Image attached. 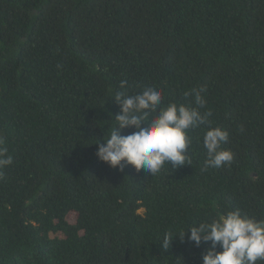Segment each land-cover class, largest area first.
<instances>
[{"label": "trees", "instance_id": "16d2710c", "mask_svg": "<svg viewBox=\"0 0 264 264\" xmlns=\"http://www.w3.org/2000/svg\"><path fill=\"white\" fill-rule=\"evenodd\" d=\"M149 86L161 106L204 88L212 113L189 130L191 164L154 176L96 155L115 94ZM216 126L234 158L205 169ZM0 140V264H203L211 242L188 227L264 220V0H0Z\"/></svg>", "mask_w": 264, "mask_h": 264}, {"label": "clouds", "instance_id": "9594fccd", "mask_svg": "<svg viewBox=\"0 0 264 264\" xmlns=\"http://www.w3.org/2000/svg\"><path fill=\"white\" fill-rule=\"evenodd\" d=\"M127 86L121 80L120 87ZM204 88L185 93L194 100L189 104L170 102L161 106L162 90L157 86L145 87L142 92L125 96L117 92L114 96L121 111L116 114V125L104 138V143L97 142V157L111 167L121 171L126 164H131L137 171L156 175L165 164L178 168L191 164L188 160L191 137L189 130L208 122L211 111L201 112L205 101L201 95ZM155 114V115H152ZM149 116L151 118L149 119ZM143 122V125H142ZM127 127L136 131L121 135ZM229 139V133L222 127H209L203 135V146L207 152L205 169L219 168L230 164L234 154L222 148ZM0 140V168L10 165L13 158L8 154ZM187 150V151H186ZM190 228L188 237L198 246L201 241L211 242L203 256V264H257L264 261V220L242 215L239 210H231L218 215L211 222H202ZM183 235H179L181 239ZM173 236H163L162 247L168 249ZM219 245L221 250H217Z\"/></svg>", "mask_w": 264, "mask_h": 264}]
</instances>
